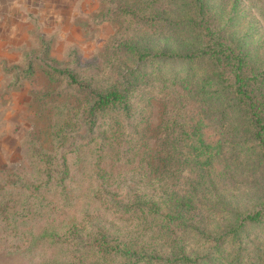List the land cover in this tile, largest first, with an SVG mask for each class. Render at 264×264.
I'll list each match as a JSON object with an SVG mask.
<instances>
[{
  "label": "trees",
  "instance_id": "trees-1",
  "mask_svg": "<svg viewBox=\"0 0 264 264\" xmlns=\"http://www.w3.org/2000/svg\"><path fill=\"white\" fill-rule=\"evenodd\" d=\"M221 9L207 0L123 1L100 71L46 70L66 80L62 96L89 132L78 148L94 143L100 162L130 164L137 177L120 208L97 197L128 224L80 234L98 217L87 215L63 234L70 264H264V52L236 36L233 13ZM67 116L60 142L75 127ZM40 159L49 175L50 156Z\"/></svg>",
  "mask_w": 264,
  "mask_h": 264
},
{
  "label": "rangeland",
  "instance_id": "rangeland-1",
  "mask_svg": "<svg viewBox=\"0 0 264 264\" xmlns=\"http://www.w3.org/2000/svg\"><path fill=\"white\" fill-rule=\"evenodd\" d=\"M123 1L128 0H0V264H70L71 247L62 236L71 225H82L87 215L98 217L80 234L99 223H129L104 210L97 197L102 192L120 208L137 179L132 165L125 170L112 158L100 162L94 143L78 148L89 132L72 98L62 96L69 90L66 80L46 72L100 71L120 29L113 17ZM234 1L207 0L213 13L218 15L221 3L222 14L233 13L236 36L245 33L247 46L264 52V0H237L233 9ZM67 114L74 115L75 127L60 142L56 129ZM145 116L154 127L152 112ZM140 117L128 120L129 129ZM156 137L153 131L149 143ZM65 149L70 151L63 174ZM42 153L52 161L49 175Z\"/></svg>",
  "mask_w": 264,
  "mask_h": 264
}]
</instances>
